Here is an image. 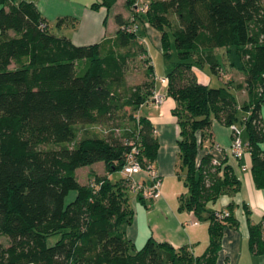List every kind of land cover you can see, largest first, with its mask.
Here are the masks:
<instances>
[{
    "label": "trees",
    "instance_id": "16d2710c",
    "mask_svg": "<svg viewBox=\"0 0 264 264\" xmlns=\"http://www.w3.org/2000/svg\"><path fill=\"white\" fill-rule=\"evenodd\" d=\"M117 1L92 7L110 9ZM134 1L125 0L128 20L115 15L113 36L78 45L50 33L34 4L0 0V237L9 239L7 245L0 241V264H214L224 230L238 222L231 208L222 216L224 210L208 203L234 195L240 181L224 161L213 165L208 151L197 160L199 149L213 146V120L227 126L240 120L252 179L264 189V0H148L141 15L133 13ZM133 24L137 28L128 30ZM142 26L160 33L164 54L172 36L177 52L178 62L166 74V94L175 101L179 159L186 170L180 206L208 222L209 245L201 256L152 237L134 251L121 229L133 214L132 180L121 173L126 156L135 148L145 168L158 149L151 122L138 115L155 88L151 61L143 82L126 80L130 57L148 54L137 31ZM232 48L244 76L236 88L247 95L240 104L229 86L210 87L194 75V67L204 65L218 74L222 63L215 51L227 54ZM127 109L131 126L125 134L131 141L77 137V126L110 123ZM96 162L106 174L80 183L77 169ZM111 172L122 178L112 181ZM244 212L249 248L264 255V216L252 224L246 204ZM52 236L58 238L49 245Z\"/></svg>",
    "mask_w": 264,
    "mask_h": 264
},
{
    "label": "crops",
    "instance_id": "0c3cea01",
    "mask_svg": "<svg viewBox=\"0 0 264 264\" xmlns=\"http://www.w3.org/2000/svg\"><path fill=\"white\" fill-rule=\"evenodd\" d=\"M17 1L34 4L46 21L48 19L56 24L58 19L66 18L58 28L68 29L71 33L68 37L78 45L99 42L104 37L113 36L118 28L116 20L114 24L111 23L108 27L111 8L106 9L104 6L92 7L93 3H99L101 0ZM143 29L156 44H160L157 31L154 28L143 27ZM141 40L144 41L143 37ZM224 51L225 49H221L219 53L226 61ZM216 57L218 58L217 54ZM221 71L222 69L219 74ZM240 77L239 82H233L231 79L227 82V86L236 95L238 104L247 99L245 89L236 88V84L243 82V74ZM154 89H157L156 85ZM160 91L165 94L160 105L155 106L151 102H147L139 108L140 111L145 112L143 115L151 122L158 141V149L153 165L160 176V196L154 200H145L139 199L136 193L133 192L137 202H134L135 207L133 208L132 218L128 223H122L121 229L124 230L127 239L132 244H136V247L141 246L149 237H152L157 242H167L176 249L182 246L188 247L194 255L201 256L206 252L209 245L208 222L198 220L196 224L194 214L180 206V195L186 191V188L175 173L179 157L177 144L179 127L175 116L172 114L175 101L167 96L166 87H163ZM262 117L264 120L263 112ZM235 125L240 130L241 136L244 131L243 127L240 129L236 123ZM232 137L233 133L230 126L217 120L212 121V144L223 150L221 161L231 167L234 175L240 181L239 190L234 195L222 194L214 203H208V207L215 211H228L231 208L238 222L236 228L224 230L214 264H264V255H255L249 248L248 220L244 212V204H246L250 209L251 223L255 224L261 220L264 216V189L257 188L252 179V162L246 147L247 136L244 137V142L240 137L245 147L241 158L233 156L229 149ZM209 149L206 147L199 149L197 160ZM92 165L90 170L87 171L88 181L93 179L94 174H103V172L95 170ZM108 176H111L110 173ZM133 180L146 184L142 173L133 176ZM84 183H87V181Z\"/></svg>",
    "mask_w": 264,
    "mask_h": 264
},
{
    "label": "rangeland",
    "instance_id": "374dc122",
    "mask_svg": "<svg viewBox=\"0 0 264 264\" xmlns=\"http://www.w3.org/2000/svg\"><path fill=\"white\" fill-rule=\"evenodd\" d=\"M144 1H147V0H144ZM116 13H121L125 21L131 17V12L125 5V0H118L116 4H114L111 7L110 12H109L108 27L111 25V23L114 24ZM47 21H48L47 30L50 33H53L58 36L71 35L68 29L66 28L60 29L53 21L48 20V19ZM137 31H138L139 36H142L144 39L143 43H144V46L146 47L148 54H142V55L136 54V56L130 57L127 63V68H126V80L128 84L130 85H136V84L143 82L147 78L146 76L147 66L149 65V60H150L153 66V73L155 76V85L157 86V90H160L164 87L163 85H161L160 78H163L173 68L175 63L178 62V56H177V52L174 46L173 37L170 36L169 43L167 42L166 54H164L161 50L160 44H156V42L152 39V37L149 36L148 33H146V31H144L143 27H139ZM158 33L159 32L157 31V35L160 40V33L159 34ZM219 50L221 49H217L215 53L218 55V59L222 63V71L220 74L219 73L216 74L212 72L209 65L194 67V75L197 81L203 84H206L210 87L227 86V82L229 79H231V81L233 82H239V79L241 78L240 76L242 75L241 70L238 68V66L240 65L239 64L240 62H239V59H238V56L235 50L232 48L231 53L225 54V57L227 58L228 56L227 59H229V60L226 59V61L223 60L222 54L219 53ZM233 61H234V64L232 65L231 62ZM131 112L132 111H129L127 109L126 113L123 112L120 118L110 123H107V124H97V125H92V126H77L76 127L77 137L80 138L83 135L96 134V135L105 137L108 140H112V141L115 140L121 143H124L128 140L131 141L132 140L131 138L133 136L129 137L128 135L125 134V130L130 128L131 126V123H130L131 120L128 117V115L131 114ZM262 112L264 116V107H263ZM144 113H143V110L138 111V115L139 114L143 115ZM242 113H244L243 110L239 109V113H238L239 118L242 117ZM236 124L238 125L240 129H242L243 126L240 120H237ZM245 136H247V133L244 130L243 134L240 136L243 142H244ZM177 162L178 163H177L175 173H176V176L179 177V180H181L180 182H182V184L184 185L186 170L183 166L181 167V161L179 157H178ZM92 166L95 170L100 171L101 173L103 172L102 175L106 174V170L102 162H96ZM90 168H91V165L80 167L77 169L76 171L77 178L80 183H84L86 181L88 182L87 171L90 170ZM110 175H111L110 178L112 179V181H116L122 178V175H120L119 172H111ZM74 195H75V192L73 191L70 192L68 196L66 197V200H65L66 203L69 202L71 199H73ZM128 196H129L128 202H129L130 208L133 210V208L135 207L134 202L135 201L137 202V199H135L136 197L132 191H128ZM57 238L58 236L49 237L47 240V243L51 245L57 240ZM8 240L9 239L6 236L0 237V241L4 243L5 245L8 244ZM137 243H140V242H137ZM132 245H133L132 246L133 250L135 251V250L140 249L144 244H142L139 247H136L135 243H133Z\"/></svg>",
    "mask_w": 264,
    "mask_h": 264
},
{
    "label": "built area",
    "instance_id": "2783aa9c",
    "mask_svg": "<svg viewBox=\"0 0 264 264\" xmlns=\"http://www.w3.org/2000/svg\"><path fill=\"white\" fill-rule=\"evenodd\" d=\"M148 3V0H135L132 5L133 13L137 15L144 14L148 9ZM136 28V24H133L131 26H128L127 29L134 30ZM160 82L161 85L166 87L168 84V78L164 76L163 78H160ZM164 97L165 94H163L160 90L154 89L149 102H151L155 106H158L163 102ZM230 128L232 130L233 137L229 149L233 156H235L236 158H241L245 147L240 139V130L235 124L230 125ZM208 153L211 154V163L213 165L220 164L221 156L223 155V150L219 146H212L208 150ZM136 154L137 150L133 148L131 152L126 156L125 164L121 173L124 176L131 178V188L136 194L139 193L145 200L157 199L160 196V176L152 162H149L144 168L138 160ZM140 173L144 175L146 184L133 180V176ZM227 215L228 211L224 210L222 216ZM195 223L197 224L198 220H196Z\"/></svg>",
    "mask_w": 264,
    "mask_h": 264
}]
</instances>
